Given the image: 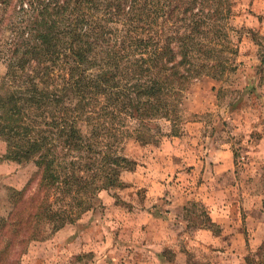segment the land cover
<instances>
[{"label": "trees", "instance_id": "16d2710c", "mask_svg": "<svg viewBox=\"0 0 264 264\" xmlns=\"http://www.w3.org/2000/svg\"><path fill=\"white\" fill-rule=\"evenodd\" d=\"M232 5L0 0V140L35 167L0 218V264H18L17 248L92 209L128 162L120 144L142 138L158 109L176 122L193 80L233 70ZM248 250L245 264H264V238Z\"/></svg>", "mask_w": 264, "mask_h": 264}, {"label": "rangeland", "instance_id": "374dc122", "mask_svg": "<svg viewBox=\"0 0 264 264\" xmlns=\"http://www.w3.org/2000/svg\"><path fill=\"white\" fill-rule=\"evenodd\" d=\"M230 1L233 70L193 80L176 122L158 109L143 140L132 133L120 144L128 162L116 185L75 222L17 248L18 264H245L250 248L238 255L220 240L222 228L205 220L237 202L264 212V0ZM34 171L0 140V218ZM246 217L238 219L246 235L227 233V242L247 239Z\"/></svg>", "mask_w": 264, "mask_h": 264}, {"label": "crops", "instance_id": "0c3cea01", "mask_svg": "<svg viewBox=\"0 0 264 264\" xmlns=\"http://www.w3.org/2000/svg\"><path fill=\"white\" fill-rule=\"evenodd\" d=\"M219 154L221 155V152ZM224 161V166L228 165L227 167H229L228 160L224 159ZM248 204L249 203L245 201L243 202V206L241 207L237 202L236 209H233L232 211H230L226 206L225 210L221 208L218 212L213 209L210 212L211 221L222 228L223 235L228 233L230 235H235V237L239 236V234L245 236L246 232L241 229V227H239L240 225L238 223V219H240L241 221V218L244 216V214H247V217L245 219L252 220L251 222H249V234H247V239L246 237L243 238V243L239 240H235V242L232 243L231 241L234 238L233 236L230 238L227 237L229 238L227 239L229 240V242L226 241V238L223 237V235L220 237V240H222L227 245L226 247L231 244L229 245L230 249L235 250L240 256L244 254L243 251L247 250L248 248H250L251 250L256 249L264 238V212H261L262 206L259 204V208L257 205H253V203H251V205ZM237 208L238 211H236ZM227 218L230 220H228Z\"/></svg>", "mask_w": 264, "mask_h": 264}]
</instances>
